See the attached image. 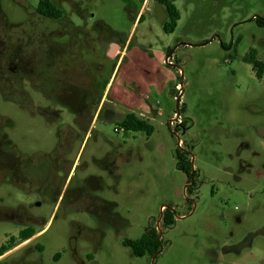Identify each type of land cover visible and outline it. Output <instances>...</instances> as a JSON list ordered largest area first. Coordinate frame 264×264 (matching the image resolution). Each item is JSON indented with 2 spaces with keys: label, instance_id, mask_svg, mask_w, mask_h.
<instances>
[{
  "label": "rangeland",
  "instance_id": "obj_1",
  "mask_svg": "<svg viewBox=\"0 0 264 264\" xmlns=\"http://www.w3.org/2000/svg\"><path fill=\"white\" fill-rule=\"evenodd\" d=\"M38 1L0 0V149L48 152L71 131L70 189L107 202L102 217L36 211L44 264H264V79L243 61L264 59V0H168L171 33L162 0H51L58 20ZM27 37L40 91H7ZM127 114L152 134L123 132ZM19 202L0 174V243ZM150 230L153 255L121 244Z\"/></svg>",
  "mask_w": 264,
  "mask_h": 264
},
{
  "label": "flooded vegetation",
  "instance_id": "obj_2",
  "mask_svg": "<svg viewBox=\"0 0 264 264\" xmlns=\"http://www.w3.org/2000/svg\"><path fill=\"white\" fill-rule=\"evenodd\" d=\"M42 37L37 36L36 39L32 37L33 43L38 41L37 44L40 45ZM29 38L25 39L26 50L22 56V63L17 65L14 63L16 62L14 59L10 60L9 69L13 72L12 76L19 79L15 81L11 78L14 83L10 84L7 91L15 88L19 93V86L22 89L23 83L31 84L33 89L40 91V85L33 84L32 80L36 74L31 75L33 74L31 62L35 63L36 57L31 58L33 56L29 52ZM123 132L125 131L123 130ZM56 133V145L48 152L19 154L14 150L12 144H8L11 148L7 151L0 149V154H5L6 157V162L0 164V174H5L6 183L28 199L27 203L19 202L16 208H8L5 220L12 224L13 230L5 233L4 241L0 243V264H44L42 255L44 247L39 242L44 229L37 230L42 220L36 212L43 206L54 204V211L63 209L68 214L77 217L82 215L102 217L101 212L107 206L105 200L91 197L87 187L80 186L70 189V175L74 162L69 160V156L73 141L77 136L68 130ZM0 148H2L1 145ZM165 213L166 209L163 211L161 221L168 217V214ZM100 222L104 223L105 221ZM106 223L108 222L106 221ZM71 225L75 228L82 227L81 222L76 221ZM158 225L159 223H157ZM156 229L158 230V228ZM75 240L74 235L71 237L73 251H75ZM126 240L131 239H124L121 244H124ZM74 257H76V253ZM60 259L61 256L55 254L52 260L53 263H58Z\"/></svg>",
  "mask_w": 264,
  "mask_h": 264
},
{
  "label": "trees",
  "instance_id": "obj_3",
  "mask_svg": "<svg viewBox=\"0 0 264 264\" xmlns=\"http://www.w3.org/2000/svg\"><path fill=\"white\" fill-rule=\"evenodd\" d=\"M162 5H164L169 22L164 24L163 30L166 33H171L174 31L179 20V13L175 6L168 0H162ZM36 11L39 15L44 18L58 20L63 16V12L59 9L51 0H39ZM259 26H264V19L257 21ZM238 43V40H237ZM223 46V44H221ZM224 47V46H223ZM243 61L251 66L254 76L261 80L264 79V59L260 60L257 58V52L255 49L251 48L247 54L243 57ZM121 129L125 132H139L143 131L148 136L152 134L153 129L145 121L139 120L133 114H127L124 119L119 123ZM178 169L182 170L180 162H178ZM166 225L171 224V215L168 213V217L164 219ZM156 232L150 230L149 232L143 234L140 238L135 240H126L124 242V247L130 249L134 256L143 257L145 254L153 255L158 247L156 242Z\"/></svg>",
  "mask_w": 264,
  "mask_h": 264
},
{
  "label": "water",
  "instance_id": "obj_4",
  "mask_svg": "<svg viewBox=\"0 0 264 264\" xmlns=\"http://www.w3.org/2000/svg\"><path fill=\"white\" fill-rule=\"evenodd\" d=\"M176 116H179L178 114Z\"/></svg>",
  "mask_w": 264,
  "mask_h": 264
}]
</instances>
